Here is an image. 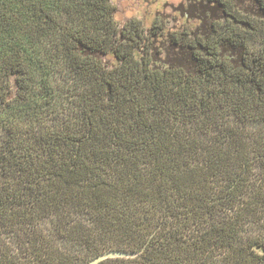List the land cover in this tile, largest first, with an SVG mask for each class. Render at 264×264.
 Returning <instances> with one entry per match:
<instances>
[{
    "label": "trees",
    "instance_id": "trees-1",
    "mask_svg": "<svg viewBox=\"0 0 264 264\" xmlns=\"http://www.w3.org/2000/svg\"><path fill=\"white\" fill-rule=\"evenodd\" d=\"M255 1L262 26L168 34L112 0H0V264H264Z\"/></svg>",
    "mask_w": 264,
    "mask_h": 264
},
{
    "label": "rangeland",
    "instance_id": "rangeland-1",
    "mask_svg": "<svg viewBox=\"0 0 264 264\" xmlns=\"http://www.w3.org/2000/svg\"><path fill=\"white\" fill-rule=\"evenodd\" d=\"M112 3L115 7V19L120 26L128 19L136 18L149 29L157 19L164 24L168 34L189 29L206 34L210 24L220 25L226 22L231 13L238 18L240 15L246 17L255 26L263 24L259 22L262 16L257 13L258 4L255 0H112ZM250 34L248 44L257 47V41L262 37H256L254 31L248 29V35ZM167 40L168 37L162 39L160 46H168ZM223 53L226 57L232 56L229 50ZM45 226L50 227L49 220Z\"/></svg>",
    "mask_w": 264,
    "mask_h": 264
},
{
    "label": "water",
    "instance_id": "water-1",
    "mask_svg": "<svg viewBox=\"0 0 264 264\" xmlns=\"http://www.w3.org/2000/svg\"><path fill=\"white\" fill-rule=\"evenodd\" d=\"M132 253L123 251V250H106L103 252L98 253L96 256L91 258L86 264H98L100 261L112 258V257H119V256H130Z\"/></svg>",
    "mask_w": 264,
    "mask_h": 264
}]
</instances>
